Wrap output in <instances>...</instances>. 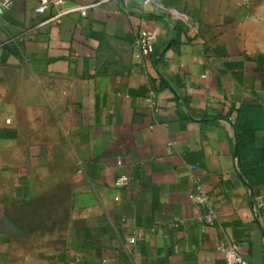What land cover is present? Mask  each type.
Masks as SVG:
<instances>
[{"label":"crops","instance_id":"0c3cea01","mask_svg":"<svg viewBox=\"0 0 264 264\" xmlns=\"http://www.w3.org/2000/svg\"><path fill=\"white\" fill-rule=\"evenodd\" d=\"M62 1L0 0V264H264V0Z\"/></svg>","mask_w":264,"mask_h":264},{"label":"built area","instance_id":"2783aa9c","mask_svg":"<svg viewBox=\"0 0 264 264\" xmlns=\"http://www.w3.org/2000/svg\"><path fill=\"white\" fill-rule=\"evenodd\" d=\"M145 5L153 6L156 9H158L159 12H161L164 15H167L174 20H180L186 24L189 25V22L183 17L181 13L176 11L175 9H172L171 7L162 5L158 0H141ZM254 0H244L245 3H251ZM64 4V1L62 0H40L39 6L37 8V13L44 14L47 9L50 6L54 7H62ZM7 5H10V2L7 3ZM93 6H82V7H75L73 9L61 11L57 16L52 18L51 20H58L60 16L64 14H68L73 11H79L82 16L87 15V11L89 8H92ZM196 31V30H195ZM194 31V28H191L189 33L190 35H193V37L196 35V32ZM156 41H157V35L154 32L143 30L140 32L138 40H137V51L135 53L136 60H142L144 58L150 57L154 52L156 48ZM146 103H148L149 107L153 109L154 111H158L159 107L157 103L154 101L153 97H149L146 99ZM121 165V163H119ZM131 183V179L127 175H122L116 180V186L119 188H125L128 187ZM207 222L213 223V216L208 215L206 217ZM129 243L131 245L136 243L135 238H131L129 240ZM222 251L225 253L226 262L225 264H252L249 261H247L241 254L239 246L236 244H232L227 248L222 249Z\"/></svg>","mask_w":264,"mask_h":264},{"label":"trees","instance_id":"16d2710c","mask_svg":"<svg viewBox=\"0 0 264 264\" xmlns=\"http://www.w3.org/2000/svg\"><path fill=\"white\" fill-rule=\"evenodd\" d=\"M246 112L241 111L236 126L238 157L240 159L242 172L250 185L258 186L264 184V144L262 148H255L251 136L243 132L242 116Z\"/></svg>","mask_w":264,"mask_h":264}]
</instances>
